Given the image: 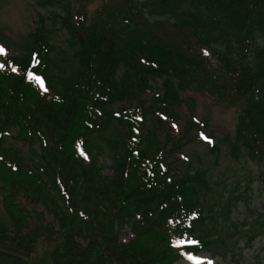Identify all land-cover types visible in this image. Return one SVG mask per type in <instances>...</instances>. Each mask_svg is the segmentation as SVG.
Returning <instances> with one entry per match:
<instances>
[{
    "label": "trees",
    "instance_id": "1",
    "mask_svg": "<svg viewBox=\"0 0 264 264\" xmlns=\"http://www.w3.org/2000/svg\"><path fill=\"white\" fill-rule=\"evenodd\" d=\"M88 2L41 0L61 11L40 17L35 47L0 53V264H176L189 253L231 255L243 238L251 245L249 223L232 221L238 196L203 204L205 170L171 172L182 136L169 146L147 121L163 123L180 104L194 111L188 89L227 105L244 99L230 153L241 144L264 159V0H102L90 20ZM56 23L60 48L50 42ZM0 45L14 49L8 38ZM143 95L150 104L114 107ZM114 124L125 129L115 138ZM7 137L28 145L27 158ZM23 199L58 224L42 257L37 234L24 231L41 213ZM251 223L264 232V210ZM125 227L132 238L122 242Z\"/></svg>",
    "mask_w": 264,
    "mask_h": 264
},
{
    "label": "rangeland",
    "instance_id": "2",
    "mask_svg": "<svg viewBox=\"0 0 264 264\" xmlns=\"http://www.w3.org/2000/svg\"><path fill=\"white\" fill-rule=\"evenodd\" d=\"M101 3L102 0H89L86 4V15L89 20ZM60 11L58 4H42L41 0H0V37L2 40L10 39L12 47L14 46L11 51L7 49L5 55L16 54L17 47L34 48L29 35L39 24L40 17L43 16L47 22H50L48 17L52 12ZM65 33L66 31L60 29V25L56 23L50 42L56 48L62 47L66 39ZM181 96L183 98L190 96L194 99V111L180 104L172 111H166L169 118H164L163 123H159L155 117L148 118L147 128L154 130L162 140L167 138L169 146L171 145L169 137L182 136L180 150L166 160L171 172L177 175L178 172L190 168L205 170L209 188L204 190L199 199L203 204H207L222 197L220 203L225 205L226 199L236 194L238 199L231 207L232 221L235 223L246 221L249 225L244 228L245 233H256L257 236L251 245L244 242V238L239 240L236 244L237 251L231 252V255L223 252L214 254L210 251H202L199 253L205 257L202 263H191L189 258L177 261L176 264H264V232L251 223L264 210V159L250 158L241 144L239 145L241 152L237 157L230 153V148L235 142V127L240 110L244 106V99L233 105H227L206 93L192 89L185 90ZM150 102L149 95H143L141 100L121 102L114 107L117 109L123 105L139 103L148 105ZM170 114L176 117L174 123L169 122ZM190 122L196 125L190 126ZM112 131L114 132L110 135L115 138L125 129L114 124ZM210 141L217 147L216 153L210 152L208 146ZM6 146L19 150L27 158L26 143L7 137ZM99 160L105 165L102 173L109 174L111 172L108 167L109 161L106 158ZM22 203L25 207L42 214H39V217L29 216L28 224L24 229L37 234L36 256L42 257L50 247L49 242L58 239V234L51 236L53 232H50L48 227L53 226V229H57L58 224L42 205L24 199ZM239 235L240 233H237L226 241L229 248L234 247V241ZM131 238L132 232L129 227L120 230L122 242H127Z\"/></svg>",
    "mask_w": 264,
    "mask_h": 264
},
{
    "label": "bare ground",
    "instance_id": "3",
    "mask_svg": "<svg viewBox=\"0 0 264 264\" xmlns=\"http://www.w3.org/2000/svg\"><path fill=\"white\" fill-rule=\"evenodd\" d=\"M204 260H205V257L201 255H195L190 258V261L192 263H200V262H203Z\"/></svg>",
    "mask_w": 264,
    "mask_h": 264
},
{
    "label": "snow or ice",
    "instance_id": "4",
    "mask_svg": "<svg viewBox=\"0 0 264 264\" xmlns=\"http://www.w3.org/2000/svg\"><path fill=\"white\" fill-rule=\"evenodd\" d=\"M3 52V50L2 49H0V53H2ZM13 70H15V69H13Z\"/></svg>",
    "mask_w": 264,
    "mask_h": 264
}]
</instances>
